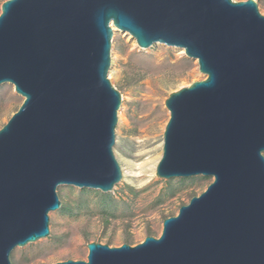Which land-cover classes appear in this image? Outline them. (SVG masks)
<instances>
[{
  "label": "water",
  "instance_id": "obj_1",
  "mask_svg": "<svg viewBox=\"0 0 264 264\" xmlns=\"http://www.w3.org/2000/svg\"><path fill=\"white\" fill-rule=\"evenodd\" d=\"M112 26L148 49H184L204 81L166 100L163 179L208 176L206 192L137 246L89 244L57 264H264V16L255 0H8L0 86L25 98L0 130V264L50 236L69 185L109 193L121 93Z\"/></svg>",
  "mask_w": 264,
  "mask_h": 264
},
{
  "label": "rangeland",
  "instance_id": "obj_2",
  "mask_svg": "<svg viewBox=\"0 0 264 264\" xmlns=\"http://www.w3.org/2000/svg\"><path fill=\"white\" fill-rule=\"evenodd\" d=\"M8 0H0L2 6ZM246 2L248 0H233ZM264 16V0H255ZM108 77L121 93L114 152L123 179L113 191L61 186L62 207L50 214V236L18 247L12 264H57L88 261L89 244L112 248L137 246L159 238L167 219L201 196L213 177L163 179L157 167L164 154L165 129L171 119L166 100L182 88L204 81L196 59L184 49L156 43L141 48L128 32L113 27ZM25 98L15 86H0V130L19 111ZM159 157L153 170L151 162Z\"/></svg>",
  "mask_w": 264,
  "mask_h": 264
},
{
  "label": "bare ground",
  "instance_id": "obj_3",
  "mask_svg": "<svg viewBox=\"0 0 264 264\" xmlns=\"http://www.w3.org/2000/svg\"><path fill=\"white\" fill-rule=\"evenodd\" d=\"M113 27H114V26H113ZM158 160H159V157H156V158L151 162L153 170H154V168H155V166H156Z\"/></svg>",
  "mask_w": 264,
  "mask_h": 264
}]
</instances>
